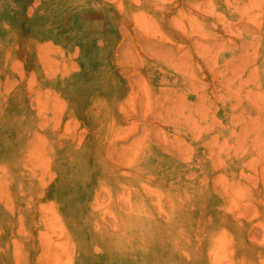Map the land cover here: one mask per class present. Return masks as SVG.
Returning <instances> with one entry per match:
<instances>
[{
	"label": "rangeland",
	"instance_id": "obj_1",
	"mask_svg": "<svg viewBox=\"0 0 264 264\" xmlns=\"http://www.w3.org/2000/svg\"><path fill=\"white\" fill-rule=\"evenodd\" d=\"M0 264H264V0H0Z\"/></svg>",
	"mask_w": 264,
	"mask_h": 264
}]
</instances>
